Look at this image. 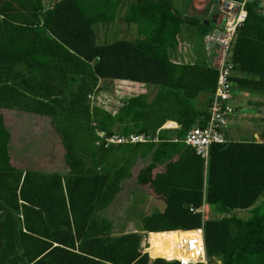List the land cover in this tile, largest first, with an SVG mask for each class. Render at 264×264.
Segmentation results:
<instances>
[{
	"label": "trees",
	"instance_id": "1",
	"mask_svg": "<svg viewBox=\"0 0 264 264\" xmlns=\"http://www.w3.org/2000/svg\"><path fill=\"white\" fill-rule=\"evenodd\" d=\"M260 5L246 3L230 63L234 89L264 95ZM208 21L181 15L173 0H0V264H181L158 247L143 253L144 242L171 236L204 242L208 264H264V143L214 145L207 163L183 143L209 120L218 71L174 53L184 27L204 38ZM117 22L137 38L100 45L97 27ZM109 82L132 85L111 111L94 104ZM132 135L149 140L106 141ZM140 188L165 208L142 220L147 235L116 236L126 215L109 211ZM204 205L222 217L190 211Z\"/></svg>",
	"mask_w": 264,
	"mask_h": 264
},
{
	"label": "crops",
	"instance_id": "2",
	"mask_svg": "<svg viewBox=\"0 0 264 264\" xmlns=\"http://www.w3.org/2000/svg\"><path fill=\"white\" fill-rule=\"evenodd\" d=\"M175 7H178V9L184 11V16L186 17H192L195 19H200L201 21H207L206 25L209 27L208 33L205 35L202 41V39L198 40V35L202 37V31L201 29L197 27H190L186 26L184 27L183 34L180 38V46L178 47L177 51V58L179 60H175L176 57L173 59L177 63H188L193 64L197 61L199 57H197V54L195 53V49L193 52H191L188 56L192 54V56L189 59H184L186 56L184 55V50L190 47V45H196L198 47H203V51L206 54L205 62L209 63L210 65L213 62V59L215 58L213 51H207L206 50V37L211 34L213 30V25H217V19H218V8L217 3L218 1L214 2L211 0H188L184 3V0H173ZM219 5V3H218ZM199 14V16H197ZM134 28V27H133ZM127 29H132L131 27L127 26ZM215 30V29H214ZM190 38V40H189ZM192 38V40H191ZM194 40V41H193ZM202 45H201V44ZM175 54V55H176ZM189 61V62H188ZM204 61V60H203ZM236 74V72L234 73ZM242 107H247L249 110L248 112L239 113V109L242 107H234L233 104H238ZM232 106L235 109V114L232 118L229 119V122L226 127V137H227V144L228 143H238V144H262L264 143V95L261 94H250L247 92H242L234 89L233 87V100H232ZM5 115H11L13 119L18 120L22 122L23 115L18 116L14 113L5 112ZM22 119V120H21ZM169 124H172L169 126ZM166 129H176L178 128L176 124L174 123H168L165 126ZM233 128V129H232ZM150 160L149 156L139 157L138 162L135 167V173H138L142 168H144L148 161ZM165 171V169H164ZM134 180H132V185H134ZM139 195L143 197V199L135 200V196ZM119 199V198H118ZM129 202V209L127 208L126 214L122 212L121 214L126 215V221L123 226L117 225L115 229V235L119 236L122 234L127 233H141L144 235H147L146 233L141 231L142 227V220L151 215L152 213L156 211H163L165 208V205L163 202L156 200L153 196L146 193V191H143L142 188L138 189L135 193H131L129 195V198L127 199V204ZM134 203V204H132ZM149 203L156 204L155 205V211L150 212L147 210V207ZM126 204V206H127ZM131 205L133 206L132 209H130ZM140 205V206H138ZM258 207H261V209L264 207V199L259 200L257 203ZM141 208V209H140ZM205 211V218L206 219H214V218H221L222 216L217 213V210L215 208H209V206L204 205L203 207ZM131 210V213H130ZM135 216V217H131ZM238 218L246 221L251 218V210H239L237 211ZM131 217V218H130ZM182 232V231H181ZM175 238H179L177 236H171L166 241V243H159L157 244L154 241H146L144 244H142V250L143 253H150L157 247L161 249L166 256L169 259H176L179 261H182L183 259H186L185 256H183L182 252L183 249H180L179 245H172L173 240ZM188 240H191V236L181 237ZM191 238V239H190ZM193 240V239H192ZM191 242V241H190ZM175 243V242H174ZM204 243V242H203ZM191 244H193L191 242ZM150 256V255H149ZM194 257V256H193ZM151 261H154L155 259H152L150 257ZM214 264H219L218 261H214Z\"/></svg>",
	"mask_w": 264,
	"mask_h": 264
},
{
	"label": "built area",
	"instance_id": "3",
	"mask_svg": "<svg viewBox=\"0 0 264 264\" xmlns=\"http://www.w3.org/2000/svg\"><path fill=\"white\" fill-rule=\"evenodd\" d=\"M249 0H244L242 3H237L229 0H218V18L223 19L217 29L218 32H212L208 35L209 44L206 45L207 51H213L215 58L211 67L218 71V80L216 91L209 108V120L204 127H196L192 129L183 143L192 148L196 154L201 157L206 163L210 158V150L214 145H225L228 140L226 137V127L229 119L235 114V109L232 106L233 100V84L231 79L234 76V66L230 63V51L234 43L238 29L245 22L247 12L245 10L246 3ZM149 137L144 135H132L128 138L115 136L106 140L108 145H123V144H138L146 143ZM178 142V140H175ZM193 214L202 213L205 216L204 209L196 210L191 208ZM202 235L203 231L198 230ZM181 264H208L204 243H203V258L199 262L179 261Z\"/></svg>",
	"mask_w": 264,
	"mask_h": 264
},
{
	"label": "rangeland",
	"instance_id": "4",
	"mask_svg": "<svg viewBox=\"0 0 264 264\" xmlns=\"http://www.w3.org/2000/svg\"><path fill=\"white\" fill-rule=\"evenodd\" d=\"M186 1H188V0H184V3ZM217 8H218V3H217ZM176 9L179 11V13L181 15L185 14L184 11L178 9V7H176ZM261 9H262V14L264 15V0H261ZM197 16H199V14ZM217 22H218V23H216L217 25H213L212 32H214V33L218 32L219 29H217V27L223 23L222 17L218 18ZM97 29H98L97 31L101 37V39H98V43L100 45H103L105 43H109L111 40H114V39L127 38L130 40H133V39L137 38L136 28H132L129 30V29H127V25L123 24L122 22H117V23L110 25V26H101L99 28L97 27ZM104 38H107V40L103 41L102 39H104ZM201 39H202V37H200V35H198V40L200 41ZM189 40H190V38H189ZM191 40H192V38H191ZM202 41H203V39H202ZM205 43H206V45L209 44L208 36L206 37ZM194 49H195V53L197 54V57L200 56V58H198L197 61H203V60L205 61L206 54L203 51V47H198L197 44L196 45H190V47H188L186 49L187 51L184 50V55L186 56V58H184V59H189L192 56V54L190 56H188V55L191 52H193ZM177 51H178V49H177ZM176 53H174V57H176L175 60H179V58H177ZM131 87H132V85L130 86V85H126L124 83H118V82H114V83L109 82L107 84L101 83L100 88L103 90H102V92L100 91L101 94L99 93L100 94L99 96H97L96 98L94 97V100H95L94 104L100 108L111 111L114 109L115 105H118V103H120L122 100L127 99L130 96H132V92H131L132 88ZM135 90L137 91L138 94L142 93V92L145 93V91L146 92L150 91V89H145V88L140 89L139 85L135 86ZM233 106L234 107H237V106L242 107L241 105H239V103L233 104ZM249 110L252 111V109H248L247 107L244 106L241 109H239V113L248 112ZM37 124H38V127H41V129H43L45 127V124L40 119H38V122L34 123V125H37ZM129 193L130 192L126 191L123 194H121V197H123L127 200L129 198V195H128ZM134 198H135V200H139V198L143 199V197H141L139 195H136ZM125 204L126 203H122V202L120 203L119 202V204L117 206H114L112 208V210L109 211V216L112 218V216H113L112 212H115V214H117V216H119V215L124 216V214H121V213L125 212V208L129 209V206H128L129 202H128L127 206H125ZM132 204H134V203H132ZM155 205L156 204L149 203L148 206H146L147 210H149L150 212H154L155 211ZM138 206H140V205H138ZM132 207L133 206L131 205L130 209H132ZM263 212H264V209H263ZM130 213H131V210H130ZM131 217L133 218L135 216H131ZM172 240L175 242V243L173 242L172 245H179L180 249L184 250L182 252L183 253L182 255L185 256L186 259H183V260H185L187 262H199L201 260V258H203V254H202L203 247L196 240H192V239L188 240V238L185 239V238H181V237L175 238ZM190 241L193 244H191ZM199 254H201V255L198 257L197 255H199Z\"/></svg>",
	"mask_w": 264,
	"mask_h": 264
},
{
	"label": "water",
	"instance_id": "5",
	"mask_svg": "<svg viewBox=\"0 0 264 264\" xmlns=\"http://www.w3.org/2000/svg\"><path fill=\"white\" fill-rule=\"evenodd\" d=\"M260 7H261V5H260Z\"/></svg>",
	"mask_w": 264,
	"mask_h": 264
},
{
	"label": "bare ground",
	"instance_id": "6",
	"mask_svg": "<svg viewBox=\"0 0 264 264\" xmlns=\"http://www.w3.org/2000/svg\"><path fill=\"white\" fill-rule=\"evenodd\" d=\"M185 261V260H184Z\"/></svg>",
	"mask_w": 264,
	"mask_h": 264
}]
</instances>
